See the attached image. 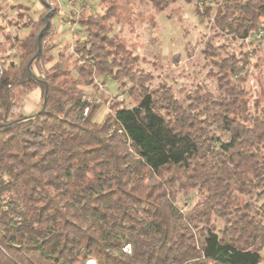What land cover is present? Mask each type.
Segmentation results:
<instances>
[{
    "label": "trees",
    "instance_id": "trees-1",
    "mask_svg": "<svg viewBox=\"0 0 264 264\" xmlns=\"http://www.w3.org/2000/svg\"><path fill=\"white\" fill-rule=\"evenodd\" d=\"M89 1L75 76L62 54L43 77L32 68L55 48L46 2L36 20L8 6L22 23L0 29V264H264V41L253 39L264 0H181L210 23L202 52L214 82L183 99L154 87L113 30L129 5L159 13L179 0H98L95 13ZM216 38L242 50L222 55ZM251 40L255 62L243 50ZM102 76L118 90L128 82L136 103L109 102L99 122L84 88ZM20 87L38 90L40 106L13 118Z\"/></svg>",
    "mask_w": 264,
    "mask_h": 264
},
{
    "label": "rangeland",
    "instance_id": "rangeland-1",
    "mask_svg": "<svg viewBox=\"0 0 264 264\" xmlns=\"http://www.w3.org/2000/svg\"><path fill=\"white\" fill-rule=\"evenodd\" d=\"M43 2L57 9L55 10L57 14L52 18L53 34L47 39L46 44V46H51V42L55 44V48L49 53V62L45 65L34 63L32 66L35 73L41 77H43L42 69L57 64L60 54L63 55L61 60L65 70L70 71L75 66L74 37L85 36L84 30L77 23L79 9L84 0H0V24L3 25L0 29L4 33L10 31L14 33L15 30L12 31L11 26L14 23L16 26L22 23L16 18L21 11L18 8L10 10L8 6L12 4L27 6L30 10L25 13L32 20H36L45 11ZM97 3L98 0H90L85 6L87 10L95 13L98 10ZM127 9L123 22L114 25V33L119 40L126 41L140 59H144L140 61V66L152 76L151 83L154 87H159L161 83L166 84L172 88L178 99L192 94L198 86L206 85L213 88L214 82L207 77L210 70L208 63L210 56L204 57L202 52L212 35L211 26L205 17H199L194 13L192 5L179 0L174 6L159 13L148 5L139 3L129 5ZM20 33H27V30ZM66 40L67 42L62 44ZM251 41L253 45L245 43L243 50L255 62L257 58L252 56V49L257 43ZM211 45L222 55L233 53L238 56L242 50L239 42L222 38L212 39ZM259 46L261 51L257 55L264 64V42ZM16 52L12 53L16 54ZM71 72L75 76L74 71ZM249 81L253 88L257 87L256 81L253 79ZM117 86L118 83L110 76H102L94 78L93 83L84 88V99L101 106L96 117L99 122L103 120L109 102L121 101L123 107L133 106L136 103L134 97L128 93L130 87L128 82L123 89L118 90ZM13 94L15 100V108L12 109L13 118L19 115H32L39 109L38 90L28 91L20 87L14 88ZM192 196L189 205L196 202L195 195ZM178 204L183 205L181 197ZM219 225L221 226V223ZM261 255L264 259V245Z\"/></svg>",
    "mask_w": 264,
    "mask_h": 264
},
{
    "label": "built area",
    "instance_id": "built-area-1",
    "mask_svg": "<svg viewBox=\"0 0 264 264\" xmlns=\"http://www.w3.org/2000/svg\"><path fill=\"white\" fill-rule=\"evenodd\" d=\"M3 27L2 24H0V27ZM253 39L258 41V42H261V41H264V29L263 28H259L253 35Z\"/></svg>",
    "mask_w": 264,
    "mask_h": 264
},
{
    "label": "crops",
    "instance_id": "crops-1",
    "mask_svg": "<svg viewBox=\"0 0 264 264\" xmlns=\"http://www.w3.org/2000/svg\"><path fill=\"white\" fill-rule=\"evenodd\" d=\"M67 42V40L65 42H63L62 44H65Z\"/></svg>",
    "mask_w": 264,
    "mask_h": 264
}]
</instances>
